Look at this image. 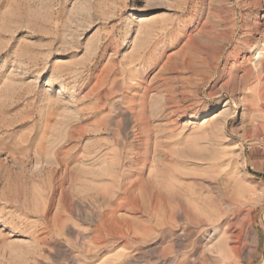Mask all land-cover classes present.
Here are the masks:
<instances>
[{
  "label": "rangeland",
  "instance_id": "rangeland-1",
  "mask_svg": "<svg viewBox=\"0 0 264 264\" xmlns=\"http://www.w3.org/2000/svg\"><path fill=\"white\" fill-rule=\"evenodd\" d=\"M263 28L264 0H0V264H264Z\"/></svg>",
  "mask_w": 264,
  "mask_h": 264
},
{
  "label": "bare ground",
  "instance_id": "bare-ground-1",
  "mask_svg": "<svg viewBox=\"0 0 264 264\" xmlns=\"http://www.w3.org/2000/svg\"><path fill=\"white\" fill-rule=\"evenodd\" d=\"M141 11H144L145 10V7H142L141 9H140ZM264 29V28H263ZM263 32V31H262ZM262 35L264 36V32L262 33ZM258 56H259V54H258ZM264 65V62H262L261 63V65L260 66H263ZM261 69H263V67L261 68ZM121 102V101H120ZM129 118H127V119H125L126 120V123H128V122H133L134 121V116L133 115H130V116H128ZM124 119V118H123ZM129 124V123H128ZM121 159V158H120ZM122 200V199H121ZM133 205V204H132ZM239 219V218H238ZM233 222V221H232ZM239 222V221H238ZM231 223V222H230ZM235 223V222H234ZM233 224V223H232ZM231 224V225H232ZM226 225V224H225ZM234 225H236V223L234 224ZM233 227V226H232ZM224 228V227H223ZM231 230H232V228H231ZM237 230V229H236ZM224 232V231H223ZM235 232H237V231H235ZM233 233V232H232ZM232 233L230 232V224L228 223V229H226L225 230V233H224V235H225V239H224V241H223V244H222V248H221V254L224 256V257H227L228 255H230V253H233V251L236 249V244H238V243H236L235 245L234 244H232V243H230L233 239V236H232ZM239 234V233H238ZM235 235V234H234ZM179 236H181V235H179ZM240 236V235H239ZM241 237V236H240ZM239 238V237H238ZM176 241V240H175ZM180 242V241H179ZM170 262H166L165 260L162 262V264H169ZM193 264H197V259H195V262L193 261Z\"/></svg>",
  "mask_w": 264,
  "mask_h": 264
}]
</instances>
